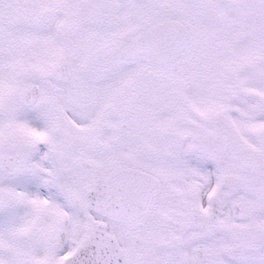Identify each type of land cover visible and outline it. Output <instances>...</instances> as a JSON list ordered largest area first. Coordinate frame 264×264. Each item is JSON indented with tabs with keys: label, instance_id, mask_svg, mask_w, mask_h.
Segmentation results:
<instances>
[{
	"label": "snow or ice",
	"instance_id": "6c2138e0",
	"mask_svg": "<svg viewBox=\"0 0 264 264\" xmlns=\"http://www.w3.org/2000/svg\"><path fill=\"white\" fill-rule=\"evenodd\" d=\"M0 264H264V0H0Z\"/></svg>",
	"mask_w": 264,
	"mask_h": 264
}]
</instances>
